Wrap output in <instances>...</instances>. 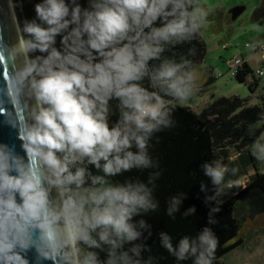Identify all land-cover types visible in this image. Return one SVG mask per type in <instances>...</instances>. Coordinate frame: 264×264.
Here are the masks:
<instances>
[{
	"label": "clouds",
	"instance_id": "obj_1",
	"mask_svg": "<svg viewBox=\"0 0 264 264\" xmlns=\"http://www.w3.org/2000/svg\"><path fill=\"white\" fill-rule=\"evenodd\" d=\"M34 10L22 27L13 18L16 43L0 29V115L24 153L0 143V264H154L142 256L151 249L136 243L150 226L134 218L157 210L159 173L147 184L115 178L152 167L153 134L172 126L176 105L197 91L194 62L163 54L198 36L210 9L199 0H41ZM259 46L245 47L256 54ZM248 148L264 166V132ZM202 171L215 189L207 201L218 204L225 188L241 184L225 182L239 169L219 160ZM181 202L170 200L169 216ZM160 239L177 261L193 264H213L219 243L209 227L175 246L166 233Z\"/></svg>",
	"mask_w": 264,
	"mask_h": 264
},
{
	"label": "trees",
	"instance_id": "obj_2",
	"mask_svg": "<svg viewBox=\"0 0 264 264\" xmlns=\"http://www.w3.org/2000/svg\"><path fill=\"white\" fill-rule=\"evenodd\" d=\"M40 2L41 0H14L21 27L26 19L32 20L36 17L34 6ZM81 2L87 6V0ZM263 21L264 19L260 23ZM59 39L58 37V46ZM190 49L195 50L194 55L188 54ZM206 54L207 47L200 32L191 41L169 47L163 56H174L177 60L181 56H186L194 62L197 69L204 63ZM155 63L158 62H150ZM252 74L255 72L246 62L239 69L236 78L246 82ZM258 81L255 76L250 82L249 87L252 91ZM144 85L148 86L147 79ZM117 103L110 102L113 120L118 116ZM262 113L264 98L259 105L250 106L247 100L239 97H223L204 109L201 114H197L189 106L176 105L171 116L172 126L155 132L149 142L148 153L152 159V167L133 169L115 178L120 182L129 178L138 179L147 184L150 174L159 173L153 182L155 185L153 197L158 202L157 210L134 218L136 221L144 219L150 226L148 230L143 231L142 239L136 241L146 244L151 249L142 253L145 260L151 256L154 264H193L191 259L177 261L162 247L160 239L162 232L172 238L175 246L182 237L195 238L205 227L211 228L219 240L213 264H222L220 263L222 257L243 246L242 239H237L245 219L239 216V207H244L246 214L252 219L264 212V171L260 172L248 148L258 134L245 136V131L250 125L262 120ZM234 156L238 159L231 161ZM213 160H219L229 168L239 169L236 176L230 173L226 175L225 182L229 179L242 178L250 166L255 173L250 176L246 187L225 188L224 193L230 194V197L225 199L223 194L218 198V204L216 201H207V197L215 195V189L211 179L202 171V165ZM201 185L207 186L206 192L201 190ZM148 186L152 188L153 184ZM173 197H180L182 202L179 210L173 213V216H169L168 208ZM216 207H219L220 211L210 215L212 209ZM193 208L195 212L186 216L185 213ZM210 220H215L216 223L212 224ZM125 247L127 249L131 245ZM105 258V254L101 253V259Z\"/></svg>",
	"mask_w": 264,
	"mask_h": 264
},
{
	"label": "rangeland",
	"instance_id": "obj_3",
	"mask_svg": "<svg viewBox=\"0 0 264 264\" xmlns=\"http://www.w3.org/2000/svg\"><path fill=\"white\" fill-rule=\"evenodd\" d=\"M199 2L210 9L201 30L207 54L204 63L199 67L201 70H196L197 91L183 106H189L194 112L201 114L204 109L223 97H239L247 100L250 106L259 105L264 98V76L261 78L257 76L259 81L252 91L249 80L241 82L232 75L231 61L235 58L244 59L254 72L264 68L261 56L252 54L245 47L253 41L264 46V22L260 23L263 19H258L264 16V0H199ZM209 70H212L211 75L208 73ZM262 132L264 120L250 125L245 131V136L256 134L260 136ZM237 159L238 157L234 156L231 161ZM256 164L260 172L264 171V166L257 162ZM254 174L253 167H247L239 186L246 187L250 176ZM224 196L228 199L230 194L224 193ZM238 212L240 217L245 218L237 237L242 239L243 246L222 257L220 263L264 264V212L254 219L248 217L244 207H239Z\"/></svg>",
	"mask_w": 264,
	"mask_h": 264
},
{
	"label": "water",
	"instance_id": "obj_4",
	"mask_svg": "<svg viewBox=\"0 0 264 264\" xmlns=\"http://www.w3.org/2000/svg\"><path fill=\"white\" fill-rule=\"evenodd\" d=\"M0 29L3 30V37L7 44L12 45L16 43L17 34L7 0H0ZM2 73L3 69L0 67V87L4 85ZM8 108L11 109L10 104ZM0 143L15 145L17 152L24 155L21 150V141L17 139L16 130L6 123L5 117L2 115H0ZM29 256L32 257L33 254L30 253Z\"/></svg>",
	"mask_w": 264,
	"mask_h": 264
},
{
	"label": "built area",
	"instance_id": "obj_5",
	"mask_svg": "<svg viewBox=\"0 0 264 264\" xmlns=\"http://www.w3.org/2000/svg\"><path fill=\"white\" fill-rule=\"evenodd\" d=\"M262 48H264V46H259L256 48L255 53L260 55L261 58L264 60V51H262ZM246 61L244 59H239V58H235L234 61H231V72L233 76H236L239 72V69H241L244 65H245ZM264 71V68H259L255 71V76L257 77H263L260 75V72ZM253 74L250 75L247 80H249V82H252L254 80V76Z\"/></svg>",
	"mask_w": 264,
	"mask_h": 264
},
{
	"label": "bare ground",
	"instance_id": "obj_6",
	"mask_svg": "<svg viewBox=\"0 0 264 264\" xmlns=\"http://www.w3.org/2000/svg\"><path fill=\"white\" fill-rule=\"evenodd\" d=\"M7 2H8V6H9V2H10V0H7ZM11 2L13 3V5H14V0H11ZM16 9L13 7V9H11L10 10V13H11V16H12V20H13V23H14V17H16V11H15ZM16 19H17V17H16ZM14 27H15V30H16V34H17V36H18V30H17V24L16 23H14Z\"/></svg>",
	"mask_w": 264,
	"mask_h": 264
},
{
	"label": "crops",
	"instance_id": "obj_7",
	"mask_svg": "<svg viewBox=\"0 0 264 264\" xmlns=\"http://www.w3.org/2000/svg\"><path fill=\"white\" fill-rule=\"evenodd\" d=\"M264 19V16L262 15L259 19ZM264 22V21H263ZM196 70H201L199 67L196 69ZM212 71V70H211ZM210 70H209V75H211L212 74V72H211ZM198 72V71H197ZM200 73V72H199ZM203 78V77H202ZM203 80L205 81V79L203 78ZM201 83H203V81L201 82Z\"/></svg>",
	"mask_w": 264,
	"mask_h": 264
}]
</instances>
